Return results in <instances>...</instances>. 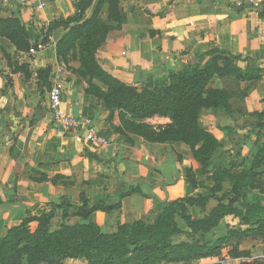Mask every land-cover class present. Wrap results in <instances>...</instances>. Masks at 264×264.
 Here are the masks:
<instances>
[{
    "label": "crops",
    "instance_id": "crops-1",
    "mask_svg": "<svg viewBox=\"0 0 264 264\" xmlns=\"http://www.w3.org/2000/svg\"><path fill=\"white\" fill-rule=\"evenodd\" d=\"M80 1L32 0L25 5L0 7V22L16 19L29 33L28 50H18L0 35V238L9 228L52 205L78 206L82 199L90 204L116 203L126 185L141 187L147 196L133 193L120 200L119 211H96L89 216L88 221L105 233H115L117 224L151 219L169 203L202 193L185 180L184 169H192L198 182L207 183L184 143H153L115 133L113 127L120 125L118 112L109 119L103 102L87 92V79L75 71L79 64L66 65L57 57L56 46L65 33L60 22L78 13ZM97 1L92 0L85 10L84 20L91 16ZM117 1L124 22L107 33L95 57L101 69L119 82L162 93L212 48L240 56L237 65L258 74L259 79L250 84L230 114L217 108L200 116L201 125L222 147L209 171L223 176L224 168L235 163L237 153L246 160L244 167L248 166L264 141V128L257 127L264 124V117L258 121L251 116L264 111V0ZM41 2L45 7H38ZM40 42L46 49L30 54L29 49ZM40 69H48V88L40 83ZM57 77L62 80V111L92 121L108 147L65 134L55 126L47 97ZM212 85L223 87L217 78ZM247 85L240 83V91ZM169 122L160 117L146 120L153 128ZM260 171L264 178V166ZM239 204L246 210L244 200ZM73 211L69 208L68 213ZM189 214L201 216L195 207ZM227 228L244 226L238 219L226 217L214 230L213 239L225 235ZM238 250L249 253L251 259L264 258L261 240H246ZM240 261L230 256V249H224L221 256L194 264ZM62 264L86 263L67 259Z\"/></svg>",
    "mask_w": 264,
    "mask_h": 264
},
{
    "label": "trees",
    "instance_id": "trees-1",
    "mask_svg": "<svg viewBox=\"0 0 264 264\" xmlns=\"http://www.w3.org/2000/svg\"><path fill=\"white\" fill-rule=\"evenodd\" d=\"M91 2L80 1L78 13L60 22L65 33L57 43V57L64 63L70 52L78 57L80 68L76 72L87 79V92L103 102L109 119L118 112L120 125L113 127L115 133L127 139L129 135L139 136L153 143H184L207 183L198 182L192 169H184L185 180L193 190L200 189L202 193L169 203L151 219L117 224V231L111 234L89 222V216L96 211H119L120 200L133 193L147 196L141 187L126 185L116 203L90 204L82 199L78 206L61 203L49 210H39L36 217L9 228L0 238V264H62L67 259L83 260L86 264H194L219 257L224 249H230L232 258H241L239 264H264V258L251 259L249 253L238 250L246 240H261L264 246V178L260 171L264 166V141L248 166L244 167L246 160L237 153L235 163L225 167L219 177L209 171V166L222 147L200 123L206 110L222 108L230 114L237 101L246 96L250 84L259 79L258 74L241 69L237 65L240 56L212 48L162 93L121 83L101 69L95 54L107 33L124 22V15L117 0H98L91 16L84 20ZM103 8L107 9L104 22L100 18ZM0 35L18 50L29 48V33L16 19L0 22ZM47 72L48 69H40L38 73L45 88L49 87ZM215 78L222 82L221 89L213 87ZM240 83L249 85L240 91ZM251 116L260 121L264 111ZM155 117L170 122L153 128L146 120ZM257 127L262 129L264 124ZM240 200L246 202V210L240 206ZM212 202L215 204L210 205ZM194 207L200 211L199 218L189 214ZM69 208L74 209L71 214ZM60 209L64 220L74 216L82 222L53 226L52 220ZM226 217L238 219L244 229L227 228L225 235L213 239L214 230ZM31 222L37 223L34 231L29 227Z\"/></svg>",
    "mask_w": 264,
    "mask_h": 264
},
{
    "label": "built area",
    "instance_id": "built-area-1",
    "mask_svg": "<svg viewBox=\"0 0 264 264\" xmlns=\"http://www.w3.org/2000/svg\"><path fill=\"white\" fill-rule=\"evenodd\" d=\"M32 0H0V7H9L11 5H25ZM38 7L43 8L45 4L39 3ZM46 49V44L37 43L29 49L30 54L43 51ZM62 80L58 77L55 79L54 85L48 91L47 105L53 116V123L57 128H61L63 133L73 134L86 142L94 143L98 146L108 147L106 139L101 137L92 121L81 118H73L66 115L61 108L62 97Z\"/></svg>",
    "mask_w": 264,
    "mask_h": 264
},
{
    "label": "rangeland",
    "instance_id": "rangeland-1",
    "mask_svg": "<svg viewBox=\"0 0 264 264\" xmlns=\"http://www.w3.org/2000/svg\"><path fill=\"white\" fill-rule=\"evenodd\" d=\"M106 16H107V9L105 10V8H103L102 11H101V15H100V18L102 19L103 22L106 21ZM33 46H34V45H33ZM71 62H74V63H78V64H79L77 70L80 68V63H79V61H78V57L74 56L72 52H70V54H69V56H68V59H67L66 65H67V64L70 65ZM74 69H75V71H77L76 68H74ZM204 177H206V176H204ZM202 192H203V191H202ZM214 204H215V203L212 202L210 205H214ZM34 217H36V216H34ZM34 217H33V218H34ZM76 220H78V219L75 218L74 216H73V217H72V216H69V219H65V220H64V218H63V216H62V211L59 210V211H56L55 217H54V219L52 220V224H53V226L59 225L60 223L74 224V223L77 222ZM36 226H37V223H36V222H31V223L29 224V227H30V229H31L32 231H34V230L36 229ZM217 231H219V229H217ZM216 233H217V232H216Z\"/></svg>",
    "mask_w": 264,
    "mask_h": 264
},
{
    "label": "water",
    "instance_id": "water-1",
    "mask_svg": "<svg viewBox=\"0 0 264 264\" xmlns=\"http://www.w3.org/2000/svg\"><path fill=\"white\" fill-rule=\"evenodd\" d=\"M262 8V6H260V9ZM53 117V116H52ZM60 131H62V129L61 128H58Z\"/></svg>",
    "mask_w": 264,
    "mask_h": 264
}]
</instances>
